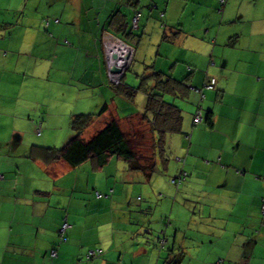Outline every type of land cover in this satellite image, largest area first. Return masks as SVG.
<instances>
[{
	"label": "crops",
	"instance_id": "0c3cea01",
	"mask_svg": "<svg viewBox=\"0 0 264 264\" xmlns=\"http://www.w3.org/2000/svg\"><path fill=\"white\" fill-rule=\"evenodd\" d=\"M133 2L0 0V264H161L164 249L138 238L151 229L140 219V227L130 220L129 201L119 199L118 182L106 185L107 191H113L111 196L94 199L92 210L89 204L84 212L79 204L75 205L79 209L74 208L67 193L74 191L70 185H77L81 165L30 155L33 145H63L69 140L72 129L65 128L76 114L69 106L72 100L81 102L79 113H98L105 107L85 132L86 138L117 119L129 133L144 124L146 140L158 139L143 120L151 92L160 93L182 116L179 131L162 134L165 152L155 154L156 168H163L169 181L182 167L187 173L179 188L182 193L168 190V198L176 202L180 194L193 191L197 207L207 200L229 208L222 228L211 225L195 233L212 243L205 249V259L209 247L211 252L219 244V255H226L220 256L221 264H239L238 260L264 264V257L257 256L264 227L263 237L246 232L249 209L258 207L264 196V0L247 4L252 6L248 15L252 21L244 27L235 25L239 12L228 20L230 25L211 22L210 16H217L218 0ZM138 12L139 27L133 31ZM227 14L228 8L223 15ZM200 18L205 21L198 22ZM105 29L136 47L134 61L142 66L131 78L129 70L124 77L134 92L109 82L102 41ZM65 39L71 43L65 44ZM211 77L217 79L214 89L205 86ZM30 103L37 106L35 122ZM199 111L204 121L195 123ZM129 125H136L135 130L128 131ZM27 127L38 134L27 136ZM174 157L182 160L178 166L170 163ZM152 175L145 174L149 180ZM64 218L72 225L65 242L59 243ZM164 218L160 226L166 228L164 245L170 229L173 237L189 233L190 228L176 227L171 219L165 227L169 216ZM231 219L236 223L232 230L226 224ZM122 234L132 247L125 248ZM205 244L197 243V255ZM94 247L104 250L102 256L87 260L88 249Z\"/></svg>",
	"mask_w": 264,
	"mask_h": 264
},
{
	"label": "rangeland",
	"instance_id": "374dc122",
	"mask_svg": "<svg viewBox=\"0 0 264 264\" xmlns=\"http://www.w3.org/2000/svg\"><path fill=\"white\" fill-rule=\"evenodd\" d=\"M250 3H253V0H230L229 5H227V2H226L225 7H224L220 3V0H218V5L216 9L210 6V8L214 9L215 12L217 13V16L213 14L210 16L211 22L214 24H221V22H223V25H230L231 23H229L228 20H230L233 15L239 12L240 21L235 22V25L244 27L242 24H247V23H250V21H252L251 18L249 17L250 14H252L253 12L252 6L247 5ZM226 8H228V11L230 13V14H227L228 17L223 15ZM221 9L223 10L222 13L220 11ZM233 9L235 10L232 12ZM31 19L33 20L34 18L31 17L30 20ZM202 19L203 18L197 19V21L204 22L205 20H202ZM185 21H187V18H185ZM135 53H136V50H135ZM134 60H135V55H134ZM134 60L128 72L130 75V78L131 76H133V74H135V71L140 69V67L142 66L141 61L139 60L134 61ZM76 70L79 71V67ZM68 82L71 84L70 80H68ZM141 95L143 94H138V96H141ZM72 102L73 103L69 104L70 108H74V112L76 114L81 112V111H78L80 110L78 107L81 105V102L75 103L73 100ZM30 106L28 105V109H30V112L29 110H26V113L29 112V114H33V117H31V119L33 118L32 121L35 122L34 121L36 118L35 115L38 112L36 110L37 106L33 103L32 104L30 103ZM98 110L100 109H97V112H99ZM129 111L130 109H127V112ZM28 118H30V115ZM4 120H7V119H4ZM36 123H37L36 128L38 132H40L39 127L41 126L38 127L40 120H38ZM139 123L141 124L142 122H137V124ZM135 127L136 125L135 126L129 125V127L127 126L126 128L128 131H134ZM140 128L142 129V131L145 132V134L147 133L148 127H146V125L141 124ZM27 129L30 130V128L28 127ZM65 129L70 130V127L69 128L67 127ZM137 130L139 129L136 128V131ZM30 131H28L27 136L32 137L38 134L37 131L33 130L32 132L34 133H31ZM71 131H72L71 134L73 135L74 132L73 130ZM32 139L27 138L28 141ZM143 139L141 138L138 139L137 137H135L132 140L134 141L135 146L136 147L139 146L142 149V153L147 156L148 151L150 150L149 149L150 145L148 144L146 140H143ZM43 145L61 147L64 144L54 145V144L47 143ZM171 159H172L170 161L171 165L176 164L178 166V163L181 162V160H179L177 157H174ZM126 167H127V163L124 160L117 158L116 156H114L108 162V164L105 165L104 168L102 169H94L92 162L90 161L84 164H81V166L77 170L78 172H76L79 177L77 185L74 186L73 184H71L70 188H73L74 191L71 192L69 190L67 192V193H70V197H71L70 203L74 206V208H77V209L79 208L75 205L79 204L80 209L84 210V212L86 211L87 205L90 204L91 207H88V208L92 210L94 199L96 198L98 199V197L96 196L97 195L96 192L99 191L105 197V195L109 193V191H107L109 187H107L106 185L113 184L111 185V187H113L114 183L118 182V185H119L118 194H120L118 195L119 199L123 197L124 199L123 201H129V206L127 207V209L129 210L128 215H129L130 220L135 221L136 222L135 226H138V227L141 226V222H140L141 220L144 227L148 226V228L151 229V231L145 229L144 232L140 234L141 237H138L142 239V241H144L146 244L150 243L154 246H159V241H160L159 238L160 237L162 238L164 236L160 229V226L162 224V217L166 218V216L167 217L169 216V220L171 219L175 223H177V225H175L176 227H179V225H181V226L190 228L188 234H184L183 236V234L181 233L180 235L178 234L175 237H173L174 231H172L171 229L169 230L170 233H168V237H167L168 242L166 243L164 250H163L164 255L162 256V259L160 261L161 264H220V263H217L219 261L220 256H223V257L226 256L225 254L219 255V250H221L220 248L221 245L217 244V247L219 248L212 247V251H214L213 253H211L212 251L210 252L211 247H209V249L207 250L208 251L207 256L208 257L211 256V258L209 260H208V257L207 259H205L206 257L205 249L207 246H210L212 243L210 244L207 243L210 239H206L201 235H198V234L196 235L195 233H198V231L202 229V227H204V229H207L211 225H214V227L222 228L223 225L225 224V221L223 218H225V220L226 219L228 220L229 211H226V209L228 210L229 208H225L224 205L218 206L215 203H213V201H207V200L201 201L202 203H204L202 207L201 205L200 207H197L194 205L193 199L195 197L192 196L193 191H190L191 195L183 194V196H181L180 194L177 201L174 202L175 200L168 198L167 196L168 190H171L173 194H176V193L178 194V192L180 193L182 192L179 191V189H176L175 187L171 185L169 179L167 178L165 174L166 171L162 167H161L162 170L159 168L156 169V171L154 172L150 180L145 176L144 173L142 172L140 173L135 170H129ZM174 167H175L174 169H176V166ZM139 195L140 197L142 195V198L140 199L137 198ZM165 204L166 206L163 207V205ZM249 213H250L249 220L251 222L246 232L247 233L251 232V234L253 235L254 234L257 235L258 233V234H261L263 237V233H261V230L264 227V196L258 207H255V206L250 207ZM71 214L74 215L73 212H71ZM165 218H164V221H165ZM145 221L147 222V224H145ZM231 221L233 220L231 219L230 221H227L226 224L229 225L228 229L232 230L236 223H232ZM52 224L53 223H50V226H52ZM163 224L165 225V223ZM62 225L59 227L60 229ZM231 230H228L227 233H230ZM145 231H147V233ZM124 234H122L123 245L125 246V248L132 247L133 246L132 241L124 237L125 236ZM201 241H205L206 244L204 245V249L202 250L200 255H197L196 250L199 249V247H197L196 245L197 243H200ZM173 243L175 245L174 248H173ZM181 247L184 248L186 253L182 252ZM257 247H258L257 248L258 251L260 252V254L257 256L264 257V240L260 241ZM250 256L251 254L246 256L245 263H247V261H250L249 260ZM238 263L242 264V262L239 260H238ZM254 264H259V262L254 261Z\"/></svg>",
	"mask_w": 264,
	"mask_h": 264
},
{
	"label": "trees",
	"instance_id": "16d2710c",
	"mask_svg": "<svg viewBox=\"0 0 264 264\" xmlns=\"http://www.w3.org/2000/svg\"><path fill=\"white\" fill-rule=\"evenodd\" d=\"M135 2L136 0H134L133 3L135 4ZM131 26V28L133 29V22ZM136 29H133V31H137ZM131 33L133 32L131 31ZM121 38L129 42L125 37ZM64 43L70 44L71 42L68 39H65ZM111 85L117 87H127L130 91H135V89L130 88L126 85V83L124 82V78L122 83H120L119 85ZM215 87H213V89ZM147 96L149 99L146 106V112L144 113L146 119L143 117V120L148 123L153 133L156 132L158 139L155 138V134H153V139H151L150 137L151 140H146L144 136L145 132L142 131V129L140 131L138 130L129 133L122 128L117 119L108 120L103 126L93 132L90 137L86 138L85 132L103 114V112L105 111V107H103V109L98 113L74 114L70 121V128L73 130L74 134L63 146L56 147L33 145L30 155L33 158H41L46 162L64 160L74 167L79 166L84 162L90 161L92 162L94 169L104 168V166L108 164L111 158L116 156L117 158L124 160L127 163L128 169L142 170L145 174L152 175L157 169V158L155 154L158 152V150L159 152L160 150L161 152H165L164 139L162 137V134L165 132L179 131L182 116L179 113V109L175 105L163 100L160 93L151 92L147 93ZM166 109H169V111H167ZM166 116L167 119L165 118ZM202 121H204V117ZM135 137H137L138 139L145 138L143 140H146L150 145V150L148 151L147 156L142 153V149L139 146H135V143L132 140ZM168 157H170V153H168L166 160H168ZM183 172H185V170L182 167L181 170H179V173L171 177L170 179L171 184L174 185L176 189H179L181 183L186 180L187 175L183 177ZM180 176L183 178L180 182H178ZM173 179L176 180L175 183L173 182ZM112 192L113 191L111 189V191H109V193L105 196H111L113 194ZM96 194V196L99 198L104 197V195L99 191H97ZM138 198L140 199L141 197L139 196ZM65 221L69 222V220L64 219L62 223ZM168 224H170L169 219L165 223V227H167ZM68 229L64 233H61L59 231V243H63L67 239ZM165 230L166 228L164 230H161L164 236L162 238H159V248L161 245L162 249H164L165 247L164 243H162V240L165 238ZM103 251L104 250L100 247L88 249L86 253V259L93 260L95 258H99L102 256Z\"/></svg>",
	"mask_w": 264,
	"mask_h": 264
},
{
	"label": "built area",
	"instance_id": "2783aa9c",
	"mask_svg": "<svg viewBox=\"0 0 264 264\" xmlns=\"http://www.w3.org/2000/svg\"><path fill=\"white\" fill-rule=\"evenodd\" d=\"M227 0H220V3L225 5ZM141 12H138L133 20V28L136 29L139 27V18H140ZM102 41H103V50H104V56H105V63L107 67V77L109 79V82L114 85H119L122 83L123 78L126 74V72L130 69L132 66L134 55H135V46L133 43L127 42L121 37L117 36L115 33L111 31L104 30L102 35ZM211 64H214V61H212ZM117 67L119 70L114 71L113 68ZM216 85V78L211 77L206 82L207 88H213ZM203 119L201 112H197L195 115L194 121L195 123L201 122ZM181 160V158H178ZM183 177L187 175L186 171L182 173ZM2 177V175H0ZM183 177H179L180 182ZM173 182L175 183L176 180L173 179ZM71 226L70 223L65 221L60 229L61 233H64L69 227ZM66 239V238H65ZM52 255L56 256L57 252L56 250L52 251Z\"/></svg>",
	"mask_w": 264,
	"mask_h": 264
},
{
	"label": "water",
	"instance_id": "95a60500",
	"mask_svg": "<svg viewBox=\"0 0 264 264\" xmlns=\"http://www.w3.org/2000/svg\"><path fill=\"white\" fill-rule=\"evenodd\" d=\"M113 70H114V71H118L119 69H118L117 67H114Z\"/></svg>",
	"mask_w": 264,
	"mask_h": 264
},
{
	"label": "bare ground",
	"instance_id": "6f19581e",
	"mask_svg": "<svg viewBox=\"0 0 264 264\" xmlns=\"http://www.w3.org/2000/svg\"><path fill=\"white\" fill-rule=\"evenodd\" d=\"M131 68V67H130Z\"/></svg>",
	"mask_w": 264,
	"mask_h": 264
}]
</instances>
